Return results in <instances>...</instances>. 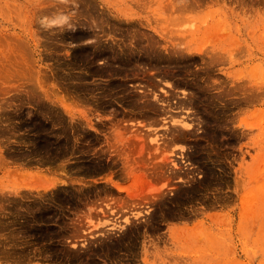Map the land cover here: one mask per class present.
Listing matches in <instances>:
<instances>
[{
    "label": "rangeland",
    "instance_id": "374dc122",
    "mask_svg": "<svg viewBox=\"0 0 264 264\" xmlns=\"http://www.w3.org/2000/svg\"><path fill=\"white\" fill-rule=\"evenodd\" d=\"M0 264H264V0H0Z\"/></svg>",
    "mask_w": 264,
    "mask_h": 264
},
{
    "label": "bare ground",
    "instance_id": "6f19581e",
    "mask_svg": "<svg viewBox=\"0 0 264 264\" xmlns=\"http://www.w3.org/2000/svg\"><path fill=\"white\" fill-rule=\"evenodd\" d=\"M67 2V1H66ZM67 4V3H66ZM58 14V13H57Z\"/></svg>",
    "mask_w": 264,
    "mask_h": 264
}]
</instances>
